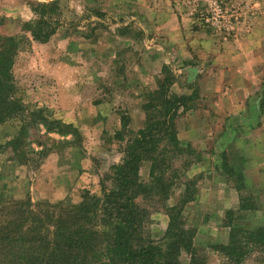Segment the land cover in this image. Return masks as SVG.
Instances as JSON below:
<instances>
[{
  "label": "rangeland",
  "instance_id": "1",
  "mask_svg": "<svg viewBox=\"0 0 264 264\" xmlns=\"http://www.w3.org/2000/svg\"><path fill=\"white\" fill-rule=\"evenodd\" d=\"M9 1L0 0V35L18 41L12 83L26 112L21 122L17 118L0 126L3 213L31 211L26 227L32 229L30 221L35 218L41 229L50 232L49 221L82 217L78 208L103 199L113 189L108 179L111 167L121 163L126 141L143 128L145 100L168 81L172 94L187 101L174 122L178 144L162 147L160 158L165 167L161 166L167 185L171 184L168 195L154 191L135 200L146 215L142 217V237L164 246L168 212L180 204L187 189L192 201L179 215L178 227L192 235V245L197 231L201 236L197 248H191L193 252L181 250L178 264H264L261 250L246 246L244 240L241 245L247 255L241 263L212 248L221 245L213 239L224 232L220 229L229 219L246 231L264 228V125H242L244 116L240 115L219 116L213 102L216 97L201 100L197 82L188 86L178 78L179 72L190 68L184 64L191 62L179 63L164 42L161 27L142 30L132 23L131 15L136 14L132 10L140 6L132 5L136 0ZM166 1L175 13L188 15L190 29H199L220 43L244 39L250 54L264 58V41L259 50L258 40L259 30L264 28V0H220L227 10L229 32L207 26L194 12L200 10L207 16L210 9L205 10L204 4L215 0ZM40 5L47 7L42 10ZM152 6L158 9L157 3ZM24 9L26 14L21 12ZM155 15L151 12L145 17V25ZM250 27L255 30L248 33ZM52 30L46 43L33 39L34 33L43 38ZM249 34L256 37L246 43ZM203 82L206 85L211 80ZM250 84L264 119V63ZM184 88L189 92L180 95ZM154 99L152 106L156 105ZM239 137L246 140L237 141ZM211 152L216 156L211 157ZM149 167L144 162L138 172L137 180L144 186L151 181ZM220 197L233 205L223 208ZM241 205L247 210H240ZM78 226L96 234L92 253H98L109 226L101 217L89 214ZM90 259L97 263L92 256L85 263Z\"/></svg>",
  "mask_w": 264,
  "mask_h": 264
},
{
  "label": "trees",
  "instance_id": "2",
  "mask_svg": "<svg viewBox=\"0 0 264 264\" xmlns=\"http://www.w3.org/2000/svg\"><path fill=\"white\" fill-rule=\"evenodd\" d=\"M46 7L39 6L42 10ZM40 30L41 27L37 32ZM52 32L43 38H39V33H34L33 39L41 44L46 43ZM18 52V41L0 35V126L17 118L21 122L26 112L25 106L15 97L12 83L11 72ZM169 86L167 81L160 86L159 91L150 93L151 97L145 100L143 128L126 141L121 163L111 167L108 179L113 189L103 199L93 200L85 208H78L82 217H72L66 222L64 218L49 221L48 225L53 228L50 232L41 229L35 218L30 221L33 228L26 227L27 217L33 215L31 211L9 210V213L4 214L5 208H0V264H92V259L85 263L90 256L97 259L96 264H178L181 250L193 252L192 235L178 227L179 215L185 205L192 201V196L187 195V189L180 204L168 212L169 222L164 237L167 242L164 246L155 245L149 238L144 240L142 217L146 215L135 204L138 197H148L154 191L167 196L171 187V184L167 185L165 169L162 170L161 166L163 164L165 167V161L160 157L163 146L178 144L174 122L179 109H185L187 100L172 94ZM153 99L155 106H152ZM119 139L123 141L121 134ZM144 162L150 165L151 178L145 186L137 180ZM244 209L241 205L240 210ZM88 214L101 217L109 226L105 244L100 246L98 253H92L96 234L80 230L78 226L79 221H84ZM226 214L232 215V212ZM226 227L229 229L228 243L212 247L215 251L224 252L227 258L241 263L247 255L245 247L241 245L244 240L246 246L255 245L264 254V228L246 231L234 226L231 219Z\"/></svg>",
  "mask_w": 264,
  "mask_h": 264
},
{
  "label": "crops",
  "instance_id": "3",
  "mask_svg": "<svg viewBox=\"0 0 264 264\" xmlns=\"http://www.w3.org/2000/svg\"><path fill=\"white\" fill-rule=\"evenodd\" d=\"M14 1L16 0H10L9 2L13 3ZM153 2L158 4V9H153ZM136 4L144 8L148 13H142L141 7L138 6L135 10H132L133 13H136L132 14L133 16L131 15L130 20L132 23L137 25L139 29L145 26L150 29L162 28L161 30H163L165 34L164 42L170 49H173L179 63L183 65V62H191V64H184L186 67L190 68H186L179 72L180 77L178 76V78H183L185 84L188 86L193 82H197L196 87L198 90L196 92H199L198 95H200L201 100L212 95L216 97L213 102L218 106L219 116L223 114L226 118V114L231 116L240 115L239 117L244 116L242 125L248 124L254 126L257 122H259L260 127L264 125L261 110L253 98L252 83L250 84L251 78L257 73V68L264 63V58L262 59L261 55H259V59H257L254 54H250L251 51L246 50L244 39L240 38L237 41L220 43L219 41L211 40L210 37H207L206 34L203 31H199V29L192 27L190 29L188 15L185 14V16L184 13L177 11L175 13L170 7V2L166 0H136L135 3L132 2V5ZM21 12L24 14L27 13L25 9ZM102 12L105 11L103 10ZM151 12L156 15L152 17V21L147 19L148 25H145L147 24L145 17H148ZM9 13L12 14L13 12L11 11ZM138 14L143 15L144 18L142 16L140 17ZM253 30L255 29L251 27L247 29L248 33L253 32ZM260 33L261 35L258 37L260 43L259 50H261V41H264V28L259 30V34ZM252 34L246 35L248 36V39L246 38L247 41H251L250 39L253 38L255 39L256 35L252 36ZM188 35L191 36L189 39ZM249 41L246 43H249ZM259 50H257V52H259ZM205 78L210 79L211 82H207L205 85V81L203 82ZM187 92H189L187 88H184V92L182 93L179 91L180 95L187 94ZM203 94L205 95L201 96ZM243 139L244 137H239L237 141H243ZM245 140L246 139H244V141ZM215 156L216 154L212 153L211 157ZM235 193L238 194L239 192L235 190ZM220 199L222 200V207L225 209L233 205V203H230L225 197L224 199L220 197ZM225 227L224 229H220L224 232L215 235L213 239L223 246L228 243V234L226 233L227 227ZM200 234L201 233L197 231V234L194 236L193 246L195 248H197L199 242L198 238L201 236Z\"/></svg>",
  "mask_w": 264,
  "mask_h": 264
},
{
  "label": "built area",
  "instance_id": "4",
  "mask_svg": "<svg viewBox=\"0 0 264 264\" xmlns=\"http://www.w3.org/2000/svg\"><path fill=\"white\" fill-rule=\"evenodd\" d=\"M202 1H205V0H202ZM220 4H221L220 0H215L213 1V3L207 4V5L204 4L205 10H207V8L210 9L209 11L210 13L208 12L207 16H203L200 10L194 9V12H196L200 21H202L207 26L216 28L218 32L221 31V28L224 27L223 30H225L226 32H229L231 30L230 26H225V21L227 20V10L223 9L220 6ZM176 6H178V4H176ZM191 15L193 16L192 13Z\"/></svg>",
  "mask_w": 264,
  "mask_h": 264
}]
</instances>
